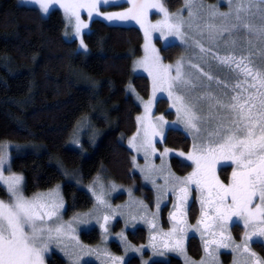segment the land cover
<instances>
[{
  "label": "trees",
  "instance_id": "1",
  "mask_svg": "<svg viewBox=\"0 0 264 264\" xmlns=\"http://www.w3.org/2000/svg\"><path fill=\"white\" fill-rule=\"evenodd\" d=\"M162 2L173 11L184 0ZM238 3L239 0L234 8ZM222 4L221 9L230 10V3ZM251 11L256 13L257 9L253 7ZM252 23H261L259 14L252 18ZM64 28L65 21L58 10L44 17L37 9L22 6L17 0H0V150L5 142L22 147L21 153L12 151L11 170L23 176L26 196L62 182L66 216L92 207L93 198L81 185L87 187L101 173L150 205L153 191L132 172L131 151L122 142L135 132L136 116L141 112L130 89L143 99L151 91L147 76L131 73L133 59L142 52L143 35L136 27L113 26L94 19L83 35L86 51H80L76 41L64 38ZM242 36L244 48L239 50V56H251L255 67L264 66V42L247 29ZM160 51L164 60L173 61L179 56L180 47L172 44ZM155 112L173 117L164 98L157 100ZM79 126L85 132L76 145L73 136ZM163 145L187 152L191 142L181 130L169 129ZM169 166L179 176L191 169L175 156L170 157ZM218 173L223 182H228L232 167H220ZM0 197L6 198L1 186ZM123 199L120 194L114 202ZM168 208L166 205L160 211L164 226L168 224ZM198 215V204L192 201L188 207L189 222H195ZM233 228L241 230L237 225ZM81 239L93 244L99 241V233L96 229L83 232ZM127 239L133 245L144 244L147 231L135 228L127 233ZM111 247L113 252H120L117 244L112 243ZM186 249L193 259L203 254L201 242L195 236L188 239ZM221 257L226 264L231 260L229 253H222ZM47 264L66 262L54 253ZM125 264L141 261L133 256ZM149 264L183 263L170 256L167 261Z\"/></svg>",
  "mask_w": 264,
  "mask_h": 264
},
{
  "label": "rangeland",
  "instance_id": "2",
  "mask_svg": "<svg viewBox=\"0 0 264 264\" xmlns=\"http://www.w3.org/2000/svg\"><path fill=\"white\" fill-rule=\"evenodd\" d=\"M17 1L22 6L37 9L44 17L48 15L42 13L39 5L34 4L32 0ZM69 2H74V0H69ZM137 2L140 3L142 0H137ZM151 2H156V0H151ZM159 2L163 3L162 0H159ZM220 2L224 3L222 5L225 6L229 3V0H218V2L215 3L216 5L206 3L203 0H194L191 9L194 13L192 17L189 16V8L185 6V0L179 8L173 11L166 8L163 3L172 18L175 19L179 16L183 19L184 26L182 31L185 33L186 41L184 43L171 35L165 39L161 37L159 31L155 30H150V39H146L145 30L142 29L135 20L110 21L104 18L105 14L126 12L133 6L128 0H109L108 3H101L98 6L101 15L93 13L91 17H89L86 8H80L78 10L80 20L84 24H87V27L82 28L79 37L75 34V26L77 23L75 16H71L70 18L66 17L63 9L58 6H53L50 9V12L53 10L61 12L65 21L63 36L67 41H76L77 50L80 51H86L85 48L80 46L81 40H83V35L90 30V23L94 19L101 20L113 26L136 27L141 31L143 35L142 52L140 56L133 59L131 73L133 75L147 76L150 80L151 91L148 98L143 99L138 96L132 88L130 89L134 96V100L141 107V112L136 116L135 132L131 136L125 138V140H122V142L131 151L132 172L137 173L140 176L141 182L146 187L152 189L153 200L152 204H147L144 198L136 197L126 186L117 185L111 179L107 178L105 174L101 173L87 187L81 185L82 188L92 196V207L88 210L75 212L66 216V206L62 194V182L57 183L50 189L39 191L31 196H26L24 194L23 180L20 188L22 194L26 198L31 199L38 194H49L56 190L59 193L58 198L62 199L63 202V208L60 210L59 217L54 218L53 221H49L50 225H55L56 223L62 224L63 232L58 238L54 233V238L48 242V250L44 253L45 264H47V259L54 253L62 257L66 264H74L77 259H79V264H113L112 258L114 257L122 258L123 264H125L126 261L133 256L138 257L141 264H145V262L149 264L152 261L160 260L167 261L170 256L180 258L183 264H186V261L188 264H200L201 260L207 258V253L204 251V242L213 239V237L211 235V230L205 232L204 225L198 222L207 219L203 213H208L210 215L213 213L211 204H201V199L205 201L210 199L208 197V192L205 191L202 195L201 192L197 190L195 183L188 185L190 189L188 207L192 201H196L199 207V215L195 222H189L188 208L186 220L182 225H175V221L172 220L171 214L176 211L174 205L178 203L177 196L182 195L179 193V189L184 186V183L181 182L186 183V178L191 176L196 170V164L192 160L186 159L189 153L198 155V153L194 152L193 144H203L209 140H219L220 137L209 136L208 133L214 131L220 125H223L224 128L230 125L229 110L226 107H222V105L230 103L231 97L236 94L232 89L238 77L236 72L231 71L228 66L222 64L216 59V56L224 57L238 54L239 50L244 48L242 35H245L246 29L241 28L239 31L232 32L224 30L225 25L235 23V8L234 5H232L231 8H229L230 10L224 11L220 8ZM122 4L125 6L115 8ZM211 6L213 7L211 8ZM229 12H232V18L225 20L222 14H227ZM161 20H163L162 13L155 8L148 9L145 21L146 25H155ZM210 24H214L215 27H208ZM189 25H191V27H189ZM233 40H235V47L232 43ZM172 44L179 45L180 54L175 60L166 61L160 50ZM246 45L249 46V44ZM153 47L159 55L158 63L170 69L169 75L174 76L177 63L182 62V70L186 78L190 79L191 84L183 93L177 94H183L186 102L189 103V105H194L193 111L197 116L201 117V119L197 121L201 128L200 133L186 128L183 113H177L176 108L173 107L174 97L170 98L167 90L161 91L159 87H157L154 92L153 76H150L149 72L146 71L145 67L141 64L142 61L148 58V67L152 68V60L156 54L151 51ZM201 47L205 49L204 52H201ZM236 57L239 58V54ZM193 64L197 67L193 68ZM155 74V70L153 69V75ZM209 75L212 76L211 80L208 79ZM250 79L251 78H249V80ZM225 84L229 86L225 87ZM245 87H247V85H245ZM249 91L254 92L253 89H249ZM160 98H164L168 101V110L173 113L172 118L155 112V104ZM149 101H151L149 104L150 111L146 112L145 104H148ZM159 117H163V122L157 119ZM159 123L163 125V136H152L149 125ZM169 129L181 130L189 137L191 146L187 152L167 148L163 145L165 134ZM82 130H84V128H80L79 126L74 133L73 138L76 145L78 144L80 134L85 132V130ZM146 130L148 132L147 137ZM221 131H223V129H221ZM133 138H135V140ZM146 139L150 141V145L141 147ZM130 142L134 146H130ZM153 147L155 148L154 152L152 151ZM5 148L7 150L8 163L4 165V175L22 176L11 170L12 151L21 153L22 147L5 142L1 145V150ZM165 149L168 150L167 153H165ZM179 153H184V155L181 156ZM172 156L178 157L191 166L188 174L179 176L173 173L169 166L170 157ZM223 166H231L232 172L235 167L230 160L218 159L212 175L218 179L221 184L227 186L232 181V173L228 182H223L218 173L219 168ZM0 186L6 193V198L3 199L0 197V200L9 202L11 200L10 194L3 184H0ZM101 186L103 198L105 200V204L103 205L97 202L96 196L93 194V191L90 190L94 189L99 193L101 191ZM120 194L124 195L123 201H117V203H115L114 198ZM254 199L255 202H258V197ZM166 205H169L167 213L168 224L164 226L161 222L160 211ZM105 215L109 217L107 222L104 220ZM207 223H212V221L207 220ZM102 224L105 225L107 231H105V228L101 227ZM153 225L155 226L153 227ZM174 225L176 227H184L187 233V238L181 243L182 251L180 252L169 250L164 247L167 242L169 248H172L175 239L180 235L179 232L174 233L171 237L166 235L172 232ZM234 225L241 227V230L233 228ZM138 227L146 229L147 241L144 244L133 245L128 241L127 233ZM93 229L98 231L99 241L93 244L84 242L81 239V234ZM216 231L217 235L215 239L219 240V230L216 229ZM228 234L231 236V240L228 241L230 247L227 249H219L218 264H226L222 260V253H229L231 255V260L227 264H233L234 260H238L239 264H252V258L249 257L247 253H243L242 248L240 253L232 250L235 245H242L245 239L243 221H239L236 217H233L232 221L228 224ZM191 236L197 237L203 248V254L198 259L191 258L187 253V241ZM153 237H155V240H153ZM112 243L118 245L120 249L119 253L112 251ZM249 243L251 245V251L255 252L261 259H264V237H253ZM210 247L214 248L216 245L213 244L210 245ZM115 264H120V261L116 260Z\"/></svg>",
  "mask_w": 264,
  "mask_h": 264
},
{
  "label": "snow or ice",
  "instance_id": "3",
  "mask_svg": "<svg viewBox=\"0 0 264 264\" xmlns=\"http://www.w3.org/2000/svg\"><path fill=\"white\" fill-rule=\"evenodd\" d=\"M34 4L39 5L40 11L45 15L50 13L53 6H58L63 9L66 17L75 16L76 26L75 34L80 36L82 28H86L79 17V9L86 8L89 17L93 13L101 15L99 4L108 3L109 0H32ZM133 6L123 13L105 14L107 20H135L137 24L145 30L146 39H150V30L159 31L161 37L165 39L168 36H175L182 43L185 41V33L182 31L184 21L177 16L175 19L169 15L168 10L163 3L156 0H142L138 3L137 0H128ZM237 0H229L230 6L236 4ZM194 0H185V6L189 8V16L194 15L191 10ZM255 7L256 13L251 9ZM149 8H155L163 14V20L158 21L155 25H146L147 11ZM264 0H239L235 7V23L225 25L224 30L239 31L241 28L247 29L249 33L255 35L261 42H264ZM259 14L261 23L254 25L252 18ZM225 20L232 18V12L222 14ZM191 27V25H189ZM214 28V24L208 25ZM235 47V40L232 41ZM82 48L86 46L81 40ZM204 52L203 47L200 48ZM156 53L155 48L151 49ZM222 64L229 67L233 72L237 73V81L233 86V91L236 93L231 97V102L222 105L229 110L230 125L224 128L223 125L217 127L214 131L208 133L209 136L220 137L219 140H209L203 144H193V149L198 155L189 153L186 157L196 164V170L191 176L186 178V183L179 189L178 203L174 205L176 211L171 214V218L175 221V225H182L186 220L188 208V195L190 189L188 185L195 183L198 191L203 193L208 192L209 200L201 199V204L209 203L213 207V213H203L207 218L205 221H199L204 225L205 232L211 230L213 239L206 240L204 251L207 253V258L201 260L200 264H218L219 249L229 248L228 241L231 240L228 234V224L233 217L243 221L245 228V239L242 245H235L232 249L234 252L240 253L241 248L243 253H247L252 258V264H264V259H261L255 252L251 251L249 241L253 237H264V66L255 67L251 56L241 55L237 58L235 55H227L224 57L216 56ZM159 55L155 54L152 60V68L148 67V58L141 62L145 70L153 76L154 92L159 87L161 91H168L170 98L174 97L173 107L177 113H183L184 124L186 128L197 133L201 132V128L197 121L201 117L193 111L194 105H189L186 102L183 94L191 81L186 78L182 70V62H178L175 75H169L170 69L158 63ZM233 65L235 67H233ZM193 68L197 66L192 65ZM153 69L155 75H153ZM243 77L240 79L239 77ZM249 78H251L249 80ZM211 80L212 76H208ZM166 85V88H165ZM247 85V87H245ZM225 84V87H228ZM253 89V91H249ZM154 98V97H153ZM145 104V111L149 112V104ZM163 122V117L157 118ZM152 136H163V125L150 124ZM223 129V131H221ZM148 132L146 130V137ZM135 140V138H133ZM150 145L147 139L141 147ZM130 146H134L130 142ZM155 151V148H152ZM165 149V153H167ZM183 156L184 153H179ZM218 159L230 160L235 167L232 172V181L227 186L221 184L212 173ZM8 163V155L6 148L0 150V184H3L11 200L5 202L0 200V264H45L44 253L48 250L49 241L52 240L53 234L58 238L63 232V225L56 223L50 225L49 221L59 217L60 210L63 208L62 199H59L58 191L54 190L49 194H38L29 199L26 198L21 191L22 176L4 175V165ZM10 171V168H9ZM93 194L96 196L99 204H105L103 191L97 193L94 189ZM215 190V191H213ZM258 197V202L254 198ZM230 198V201H229ZM109 217L104 216L105 222ZM211 220L212 223H207ZM174 225L172 232L166 234L171 237L174 233L179 232L180 235L175 239L174 246L169 248L166 242L164 247L177 252L182 251L181 243L187 238V233L184 227H176ZM155 225H153L154 227ZM105 228V225H101ZM216 229L219 230L220 239H215L217 235ZM105 231L107 229L105 228ZM203 235V234H202ZM155 240V237H153ZM234 243V242H233ZM216 245L212 248L210 245ZM163 254V253H157ZM113 264L116 260L123 264V259L114 257ZM74 264H79L77 259ZM146 264V262H145ZM186 264L188 262L186 261ZM233 264H239L238 260H234Z\"/></svg>",
  "mask_w": 264,
  "mask_h": 264
}]
</instances>
